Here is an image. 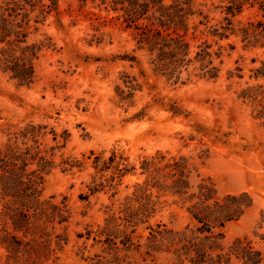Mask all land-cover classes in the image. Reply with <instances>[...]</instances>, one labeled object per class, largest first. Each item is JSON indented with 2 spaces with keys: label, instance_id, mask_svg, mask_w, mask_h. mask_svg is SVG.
<instances>
[{
  "label": "rangeland",
  "instance_id": "1",
  "mask_svg": "<svg viewBox=\"0 0 264 264\" xmlns=\"http://www.w3.org/2000/svg\"><path fill=\"white\" fill-rule=\"evenodd\" d=\"M224 4L196 0L195 10L207 16L212 26L223 21L225 14L218 7ZM259 20L263 18L258 8L246 6L233 22L241 26ZM200 21H205L202 16L194 17L191 28ZM204 30L199 26L197 38L192 39L191 29L186 39L192 52L204 40L215 51L223 47L221 60L215 62L219 78L208 81L194 72L189 80L184 74L174 83L154 72L150 56L137 50L133 30L126 29L118 14L97 3L59 0L57 14L30 38L31 42L51 38L54 45L41 54L35 84L21 87L0 72V143L8 133L28 124L48 127L41 140L43 148L62 146L61 136L66 131L70 134L65 147L55 150V168L43 184L44 198L55 197L59 203L65 199L72 213L66 230L69 243L59 253L60 264H90L85 259L100 253L91 247L93 241L83 250L84 240L78 234L102 226L108 208L118 210L145 180L140 175L141 163L157 153L168 159H189L195 167L192 185L210 179L221 196L249 193L253 207L241 220L227 225L224 243L248 238L264 249V121L258 117V104L239 98L244 89L264 85L255 79L264 62V48H246L234 36L217 45L203 35ZM231 73L235 77L229 79ZM125 76L136 79L139 87L133 99L122 104L117 87H124ZM172 108L180 115L174 116ZM52 130L58 143L53 141ZM113 152L123 158L122 164L135 168V173L117 182L116 189L105 188L92 195L93 182L104 178L96 174L88 158L94 153L107 160ZM65 161L82 165L65 171L70 168L62 164ZM159 202L149 225L165 224L181 231L191 223L175 198L161 197ZM146 227L141 226L137 235L146 236ZM131 261L145 264L137 254ZM155 264H172V259L162 255Z\"/></svg>",
  "mask_w": 264,
  "mask_h": 264
},
{
  "label": "trees",
  "instance_id": "2",
  "mask_svg": "<svg viewBox=\"0 0 264 264\" xmlns=\"http://www.w3.org/2000/svg\"><path fill=\"white\" fill-rule=\"evenodd\" d=\"M83 4L97 3L107 11L118 14L126 29L133 30L138 51H146L156 74L178 83L194 72L208 81L217 80L220 68L215 65L223 56V47L214 50L208 40L202 41L195 52L186 37L193 29L196 39L199 26L215 44L238 37L246 48H264V0H220L218 7L225 14L223 21L208 26V17L195 10L196 0H78ZM59 0H4L0 4V72L21 87H31L37 79V66L44 51L54 49L51 38L33 41L30 38L45 26L49 17L58 12ZM246 6L258 8L263 20L235 26L233 19ZM202 16L191 28V21ZM233 49V48H232ZM134 61L136 59L134 58ZM222 64V61H220ZM230 74L229 79L234 78ZM241 78L240 76H238ZM256 80L264 81V62L255 72ZM139 85L136 79L124 77V87H117L119 102L133 99ZM239 98L258 104L259 118L264 121V85L244 89ZM174 107V106H173ZM173 115L179 116L177 108ZM264 126V122H263ZM47 126L28 124L7 134L0 143V264H60L59 253L69 243L66 230L72 213L64 199L56 202L43 195V184L55 168V150L65 147L70 134L61 136L62 146L43 148L41 140ZM53 141L58 135L51 131ZM92 166L103 181H94L92 195L105 188L116 189L119 181L134 175L135 168L122 164L123 158L113 152L107 159L91 154ZM119 159V161H118ZM71 171L82 163L63 162ZM142 184L120 203L118 210L108 208L107 217L97 230L86 229L78 234L84 240L83 250L93 241L92 248L100 253L85 260L90 264H133L137 254L145 264H155L159 256L172 259V264H264V249L248 238L225 244L224 230L238 222L253 207L249 193L221 196L210 179L192 185L195 167L185 157L167 158L157 153L145 158L140 166ZM111 172L109 177L104 174ZM156 191V195L153 193ZM173 197L189 216L191 223L183 230L169 229L165 224L149 225L161 204V197ZM85 199V198H84ZM146 225L148 234L137 235ZM62 230V232H59Z\"/></svg>",
  "mask_w": 264,
  "mask_h": 264
}]
</instances>
